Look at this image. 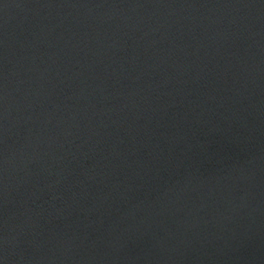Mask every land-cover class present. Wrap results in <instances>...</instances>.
<instances>
[{"label":"water","instance_id":"obj_1","mask_svg":"<svg viewBox=\"0 0 264 264\" xmlns=\"http://www.w3.org/2000/svg\"><path fill=\"white\" fill-rule=\"evenodd\" d=\"M0 264H264V0H0Z\"/></svg>","mask_w":264,"mask_h":264}]
</instances>
